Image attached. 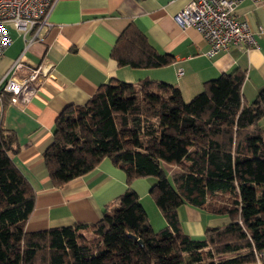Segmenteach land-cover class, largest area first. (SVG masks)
Segmentation results:
<instances>
[{"label": "trees", "instance_id": "1", "mask_svg": "<svg viewBox=\"0 0 264 264\" xmlns=\"http://www.w3.org/2000/svg\"><path fill=\"white\" fill-rule=\"evenodd\" d=\"M111 57L132 69L166 67L136 28L119 36ZM245 78L234 70L204 82L184 101L173 85L142 79L109 80L82 106L57 116L43 153L55 188L93 170L103 159L119 166L127 189L95 223L26 229L35 193L11 155L16 134L0 124V264H244L264 252V89L243 101ZM163 165L177 168L170 180ZM149 191L167 225L152 228L136 179ZM190 205L229 223L207 226L200 238L181 227L178 208Z\"/></svg>", "mask_w": 264, "mask_h": 264}, {"label": "crops", "instance_id": "2", "mask_svg": "<svg viewBox=\"0 0 264 264\" xmlns=\"http://www.w3.org/2000/svg\"><path fill=\"white\" fill-rule=\"evenodd\" d=\"M188 2L56 0L48 18L50 26L44 27L37 39L30 43L31 34L25 39L18 31L10 34L12 42L0 58V80L19 56L21 71L7 77L22 79L37 65L49 67L25 106L11 103L10 94L0 91V124L16 134L19 144L11 158L35 193L28 231L95 223L107 205L127 189L125 173L107 158L62 188L53 186L43 161L59 113L69 105H84L99 86L112 79L133 84L152 79L173 85L184 101H190L204 82L239 70L245 74L241 87L244 102H252L264 89V0H244L234 12L236 20L245 23L253 35L256 46L230 45L212 57L205 56L209 46L195 29H182L174 21ZM129 26L142 33L159 53L171 54L172 64L154 69L118 66L111 52ZM179 70L182 75H178ZM258 125L264 129V117ZM169 168L171 174L177 170ZM154 182L153 178L136 179L131 188L147 211L152 228L158 231L167 224L149 195ZM178 216L183 230L195 238L202 237L207 226L229 223L228 217H215L184 204L178 208ZM244 264H264V252Z\"/></svg>", "mask_w": 264, "mask_h": 264}, {"label": "built area", "instance_id": "3", "mask_svg": "<svg viewBox=\"0 0 264 264\" xmlns=\"http://www.w3.org/2000/svg\"><path fill=\"white\" fill-rule=\"evenodd\" d=\"M55 1L0 0V58L12 42L6 25L23 32L24 39L31 34L29 39L31 43L37 39L38 33L44 27L50 26L48 18ZM242 1L244 0H189L175 15L174 21L182 29L193 28L202 36L209 46L205 53L207 57L228 49L230 45L243 44L253 47L256 46L253 35L245 23L237 21L234 15L236 6ZM22 67V58L19 56L0 80V91L10 94L11 103L25 106L35 96L37 82L48 74L49 67L37 65L22 79L7 77L10 72L21 71ZM182 74V70H179L178 75ZM259 257L261 253L257 255V258Z\"/></svg>", "mask_w": 264, "mask_h": 264}, {"label": "rangeland", "instance_id": "4", "mask_svg": "<svg viewBox=\"0 0 264 264\" xmlns=\"http://www.w3.org/2000/svg\"><path fill=\"white\" fill-rule=\"evenodd\" d=\"M11 25H6V29H7V31L9 32V35L11 34H17L18 32L21 34V36H22V34H23V32H20V31H18V30H16L15 28H13L12 26L10 27ZM18 31V32H17ZM17 32V33H16ZM29 36H27V38H28ZM163 167V169H164V171L166 172V174H167V177L169 178V180H170V177H171V171H170V168H169V166H167V165H163L162 166ZM151 198V197H150ZM152 199V198H151ZM152 201H153V203L155 204V201L152 199ZM146 202L147 201H145V204H146ZM143 206V205H142ZM155 206L157 207V205L155 204ZM159 211V214L161 215V217L165 220V217L163 216V214L160 212V210H158ZM147 212V211H146ZM153 211H151L150 210V213H152ZM149 213V214H150ZM148 214V213H147ZM167 224V223H166ZM182 227V226H181ZM163 228L164 227H160L159 229H158V231H161V230H163Z\"/></svg>", "mask_w": 264, "mask_h": 264}]
</instances>
